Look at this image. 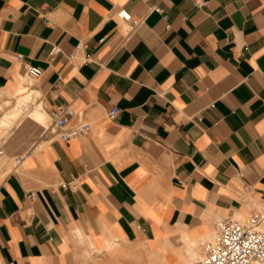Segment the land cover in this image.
<instances>
[{"label": "crops", "instance_id": "1", "mask_svg": "<svg viewBox=\"0 0 264 264\" xmlns=\"http://www.w3.org/2000/svg\"><path fill=\"white\" fill-rule=\"evenodd\" d=\"M0 150V264H194L264 215V0H0Z\"/></svg>", "mask_w": 264, "mask_h": 264}, {"label": "built area", "instance_id": "2", "mask_svg": "<svg viewBox=\"0 0 264 264\" xmlns=\"http://www.w3.org/2000/svg\"><path fill=\"white\" fill-rule=\"evenodd\" d=\"M194 2L199 4L200 0ZM116 16L126 22L130 30L136 28L140 22L125 8H119ZM25 73L29 78H37L41 75L42 69L39 66L27 65ZM117 111V107H112L108 112L109 117L113 118ZM51 117L58 128L64 126L66 116L62 113L53 110ZM87 129V124H80L62 131L60 137L67 140ZM263 218L264 215L258 212L245 221L218 219L214 223L213 238L203 243V252L194 264H264V230L259 228Z\"/></svg>", "mask_w": 264, "mask_h": 264}, {"label": "bare ground", "instance_id": "3", "mask_svg": "<svg viewBox=\"0 0 264 264\" xmlns=\"http://www.w3.org/2000/svg\"><path fill=\"white\" fill-rule=\"evenodd\" d=\"M32 115L35 116L38 120H41V118H42V115L39 112H37V111H35Z\"/></svg>", "mask_w": 264, "mask_h": 264}, {"label": "rangeland", "instance_id": "4", "mask_svg": "<svg viewBox=\"0 0 264 264\" xmlns=\"http://www.w3.org/2000/svg\"><path fill=\"white\" fill-rule=\"evenodd\" d=\"M201 256V255H200Z\"/></svg>", "mask_w": 264, "mask_h": 264}]
</instances>
